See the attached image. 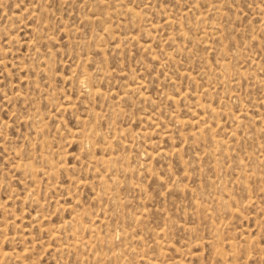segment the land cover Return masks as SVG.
Wrapping results in <instances>:
<instances>
[{
    "label": "rangeland",
    "instance_id": "rangeland-1",
    "mask_svg": "<svg viewBox=\"0 0 264 264\" xmlns=\"http://www.w3.org/2000/svg\"><path fill=\"white\" fill-rule=\"evenodd\" d=\"M0 264H264V0H0Z\"/></svg>",
    "mask_w": 264,
    "mask_h": 264
},
{
    "label": "bare ground",
    "instance_id": "bare-ground-1",
    "mask_svg": "<svg viewBox=\"0 0 264 264\" xmlns=\"http://www.w3.org/2000/svg\"><path fill=\"white\" fill-rule=\"evenodd\" d=\"M170 22V21H169ZM87 77V76H86ZM88 78V77H87ZM87 78H85V77H83L80 81L82 82V84L83 83H87L88 82V80H87ZM87 86V85H86ZM238 119V118H237ZM106 161V160H105Z\"/></svg>",
    "mask_w": 264,
    "mask_h": 264
}]
</instances>
